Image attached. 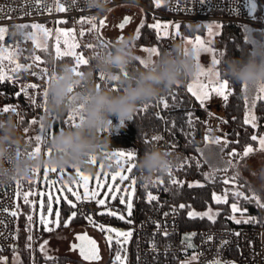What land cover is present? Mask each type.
Returning <instances> with one entry per match:
<instances>
[{"label": "rangeland", "instance_id": "obj_1", "mask_svg": "<svg viewBox=\"0 0 264 264\" xmlns=\"http://www.w3.org/2000/svg\"><path fill=\"white\" fill-rule=\"evenodd\" d=\"M155 4H156V0ZM166 0H160L159 5ZM125 17L128 18V21H125ZM71 22V26H66L65 23ZM67 22H61L56 23L53 25L52 23H33V24H39L41 25L42 29H47V31L50 33V35L45 36L43 31L36 30V29H23L19 25L17 26L18 35L20 38L18 39L15 46L12 47H0V54H3L5 56H11L12 58L5 59L4 61L0 62V69L3 70L4 74L8 77L7 82H0V84H5L3 88H6L5 86H13L17 88L16 92H22L24 98L27 100V104L30 105L29 96L32 97H41L42 91L46 87V84L44 81L40 79V73L43 69H47L48 73L51 74L52 72H56V69L53 65V61L57 57L55 54V47H56V39L59 32H71V36H65L60 35V44H61V53L67 51V46L64 45V41L67 40L69 44H77L79 47L73 48L72 51L74 53H77L84 57V59L89 60V64H92V74L91 76H88L87 79H85L82 83L77 81L76 85H79L75 88V91L80 93V100L81 103L85 100L88 101L90 99V96L87 94V90L90 87V85L94 84L97 88V83L101 82L98 80V76L100 74H103L106 81L115 80L118 84L119 88L123 84V82L120 80L119 76L116 78H107L105 73L103 72H97L95 70V63L98 57H101L108 53L109 51H113L121 41L125 40L128 37H131V46L135 51L136 59H142L145 60V63L148 64V62L155 58L156 55H151L149 51H145V48H152L156 46H139L136 44L135 40L138 38V35H140V25L144 23H148L149 25L160 22L161 27L159 29H156L157 35L159 38H165V47L167 48V42L170 34V28L168 27L167 21L159 20L158 18L153 17L152 15H148V12L141 8V7H130V8H121L117 9L112 13H107L105 17L99 18H86L80 21L77 25L72 21L68 20ZM118 23H125V28L120 29L118 27ZM213 25L212 34L209 35L208 33V25ZM31 25V24H29ZM216 25H220V27H216ZM223 23L221 21H207L204 23V26L206 27V30L204 33H197L194 36L184 35L180 28L177 30L174 28V35L177 36L180 40L183 39L188 45H190L193 49L196 47L195 44V38L196 36H199L200 39L204 42V47L210 48L213 51L212 52H203L201 51L199 58L197 61L198 64L201 65V69L205 70L207 72L209 69H213L214 65L212 64L213 59V53H215V57L219 59V55L217 54L215 47H214V39L215 36L220 33ZM245 29L247 28L249 31L247 32V35H250L251 38L253 37L252 34V27L244 25ZM35 33L36 40L39 41V43H34L33 40L30 38L32 34ZM29 43L31 44V51L28 49ZM111 45L110 49H107L105 46ZM90 46V47H89ZM50 47V48H49ZM42 50H46L49 54V59L44 56L42 53ZM158 50V48H157ZM151 55V56H150ZM39 56L40 60H36L35 57ZM62 57V56H60ZM74 58V57H73ZM19 65V67H17ZM74 67V64L72 65ZM218 70V66H215ZM79 71H84L79 68ZM127 73V75H125ZM123 75L129 79H132L136 76H131L127 69L124 70ZM222 78V77H221ZM209 79H212V77H204L201 76L198 80L195 77L188 79L185 82L184 92H187V87L189 84L195 85L199 83H206ZM223 79V78H222ZM36 84L38 85L37 89L31 88V85ZM101 89V88H97ZM174 92L177 93L176 88L172 89ZM244 91V95L247 99V106L245 111V116L247 115H255L257 117L256 113V104L257 101L260 99L259 97L262 94H259L255 89H249L247 91ZM190 94V93H189ZM191 95V94H190ZM192 96V95H191ZM193 97V96H192ZM194 98V102L192 101L191 104V110L185 112L184 114V122L186 123V126L188 128L195 126V120L198 119L195 115L188 116V113L194 114V106L198 103V101ZM219 99V98H217ZM157 98L154 100L156 101ZM152 101L151 104L154 102ZM171 101V100H170ZM197 101V103H196ZM38 102L39 99H38ZM80 103V104H81ZM226 102H222L221 99H219L218 107H221L222 104L225 106ZM79 104V105H80ZM29 105L26 107V105H22L20 112H15V117L17 119V122L21 123V129L23 132H25V128L29 129V135L28 136H34L36 134H39L41 136H45V131L40 130V121L42 120L43 126L45 130H55V121L53 120V113L50 112V114H45L43 110L37 109L35 107L31 106V111L35 112V115H33L31 118L27 120V125L24 127V120H25V111L28 110ZM6 107H9L10 109L13 108V106L10 104ZM48 108V104H47ZM155 108V107H154ZM183 108V104H180V107L177 105L175 106L170 112L167 114V124L170 126V129L172 131V136L176 135L177 138L175 139V143L178 140V135L176 132H174L172 124L173 122L176 123L174 112L175 110H179ZM207 108L210 109V111H218L217 109H213V107L210 105V103L207 104ZM0 110H3L0 108ZM193 110V111H192ZM224 110V109H223ZM222 112L224 113V111ZM157 113V109L155 108V114ZM5 115L13 114V111H9L7 113H4ZM135 116V113H134ZM62 118H66L65 114L61 115ZM37 119V124L32 125L29 123V121ZM201 119V118H199ZM162 122V121H161ZM61 121L58 122V127H60ZM258 126V118L256 121V127ZM163 128V122L162 127L155 132L153 135H159ZM182 133L186 134L188 133L187 130L181 129ZM48 135H51V133H48ZM110 136V135H108ZM112 137V136H110ZM264 138V130L261 133L257 134L258 144L256 147H250L252 148V152L245 156V150H228L226 153H223V148L226 147L230 141L229 137L226 135H215L211 139H205L203 138L202 134L200 139L205 140L206 143L201 147V153L202 157H199L197 155L191 154L187 161L185 162H175L173 167L170 168V170L166 173L169 175L171 172V175H169L170 182L172 179H175L178 181V184L185 185V184H200L204 185L205 182L200 179H187L186 177H181L179 174V170L182 168V166L186 164H193L196 162L199 167H202L204 163L206 162L208 164V167L210 169H222L227 174L223 178L224 181H227L228 184H230L233 187V191L235 193H240V196H247L245 194V191L242 189V185L238 181H234L232 179V176L240 175L242 176L246 182H248L252 188V195L253 197L258 196L261 202H264V147H261L259 145V139ZM23 139L25 140V143L27 145H30L27 142L26 137L23 136ZM218 141V142H217ZM174 142V141H173ZM135 143L137 144L138 152L139 154L143 155V146L142 143L139 140H135ZM159 142L155 143L154 146H159L161 148H164L168 150L170 153L175 151L176 149H170L169 147H165V145L158 144ZM49 144V141H48ZM19 149V157L24 156V151L22 152V147L20 145H17ZM50 147V145H49ZM249 148V147H248ZM51 149V148H50ZM31 151V149H29ZM135 150V149H134ZM133 148L131 149H121V148H111L108 152V155L106 157V160H97L95 159L94 163H91V170L86 171L84 169L80 168H66V169H58L56 168L55 172H52L51 169L47 166L44 168H36L35 172L33 171L32 175L29 176L27 179L18 180L19 181V202H20V215L24 212V206L27 204L30 206L29 212L26 213V219L29 215L32 216V221H28L25 225L26 230L28 231V236H32V241H28L27 248L29 251H31V261L33 258V255L36 254L37 257V251L41 253V255L44 257L45 260L48 263L49 259H57L61 256H66L69 258V261L71 263H87V264H102L105 259H107V256H110V259L108 260L110 263L114 260L115 252L118 250V246H116L114 243L112 247L110 248L108 241L106 240V235L108 233L101 232L99 230V225L103 224L105 227H114L119 230H129L130 224L126 223V227H119L115 223L105 220L108 217H111L109 215H84L87 218L86 224H77L70 227H66L65 229L59 230L57 233L48 236L43 239V241L39 242V238L43 236V230H53L54 228H58L59 225L62 223V212L63 207L62 205H68L67 201L65 199H60L59 203L57 204L55 201H53V213L51 216H48L47 213V195L43 197L45 201L44 206V215L47 218L46 224H41L39 222L40 220V199L41 197L39 195H32L28 199L30 202H35V207H33L32 203H25L24 202V193L25 192H33V193H48L51 192L53 196L58 197H67L68 200H71L73 204L76 205L72 211L77 212V206L82 201H87L83 196L84 187L87 186L91 191H98L99 196L98 198H106L107 203L105 207H98L97 206V213L98 212H104L107 209H111L112 211H115L117 213L125 214L126 215V209L124 207V210L117 207L116 204L120 203L119 201V195H122L123 189L131 190L130 181L128 179L125 180H119L120 175L124 176H131L132 179L136 181V197L134 201V211L136 206V199L138 195V187H137V175L136 170L134 169L131 173H128L125 169L127 167V162L124 157H118L114 155L115 152L123 151L125 153L127 152H135ZM52 151V149H51ZM235 153V155H233ZM39 154L48 155L47 154V148L42 147L41 152ZM38 154V155H39ZM27 156H32V154H27ZM95 158V157H94ZM238 165V167H237ZM137 166V164H136ZM55 168V167H52ZM229 169L231 170L230 173L228 172ZM124 170V171H123ZM116 176L117 180L112 181L111 176ZM82 177H88L87 180H83ZM97 178H100V184L101 187L97 189L96 186V180ZM107 183L108 187H104V185ZM115 185L116 189L121 190L119 193L112 192L111 196H117L115 200L111 198L109 195V188L112 185ZM164 184V179L162 175H159L150 185V192L153 195H161V186ZM54 185V186H53ZM57 189H61V191H57ZM72 191L77 192L81 196V200L77 201L74 196H72ZM145 191V193L143 192ZM144 195H147L149 193V190L144 189L141 191ZM158 192V194H157ZM215 194L223 196L224 194L219 193L218 191H214ZM159 195V197H160ZM161 199V198H160ZM229 200V196H228ZM94 202V201H92ZM228 202V201H227ZM236 203L238 207L241 209V212L238 213H232L231 216H235L236 219H240L242 222L244 221H250V223L254 222L255 215L250 213L248 209H245L242 207L239 202H232ZM231 203V204H232ZM224 204V203H223ZM124 206V205H123ZM231 206V205H230ZM59 210L60 216L57 220L56 217V211ZM209 211V210H208ZM210 211L215 214L217 213L216 209H210ZM197 213H204L205 211H195ZM134 213V212H133ZM244 213V214H241ZM68 217L69 214L64 219L65 223H68ZM114 218V217H112ZM118 219V218H116ZM132 220V217H130ZM22 230V225L20 223V232ZM78 235H86L90 239H93L97 242L98 246V254L99 259L93 260V261H85L79 253V247L73 248V245L79 246L81 244V241L77 239ZM114 235V234H113ZM20 236V235H19ZM47 242V243H45ZM29 244L31 247L29 248ZM129 245V244H128ZM128 245L125 246L124 251L121 252V255L127 254L128 256ZM41 246H43V251H41ZM19 248V247H18ZM19 250V249H18ZM13 262L19 263V260L22 259V256L19 254V251H15L13 255ZM38 259V257H37ZM0 260L5 262V257H2ZM39 260V259H38ZM66 262V263H67ZM58 263V262H54ZM128 264V262H127Z\"/></svg>", "mask_w": 264, "mask_h": 264}, {"label": "built area", "instance_id": "obj_2", "mask_svg": "<svg viewBox=\"0 0 264 264\" xmlns=\"http://www.w3.org/2000/svg\"><path fill=\"white\" fill-rule=\"evenodd\" d=\"M166 1L161 4L166 3ZM160 4V5H161ZM257 8L255 12H251L249 8V0H169L164 10L153 7L143 0H140L141 7L155 18L168 22L170 34L167 42L168 50L173 43L180 40L174 35L175 25L182 23H202L207 21L234 22L241 25H247L252 28L264 30V4L260 6L256 0ZM127 0H111L109 3L108 13H112L117 9L130 8ZM63 7L64 11H59ZM0 47L15 46L18 41L19 25H29L33 23H56L67 22L72 20L76 25L83 19L98 17L100 14L95 9H88L84 6L83 0H0ZM187 9V10H185ZM12 93L8 88L0 87V108L12 105L13 115L20 112L22 100ZM164 96V95H163ZM169 104L172 101L169 100ZM180 107V104H177ZM176 105V106H177ZM156 108V107H155ZM196 104L193 110L197 109ZM166 121L167 114L173 107L164 110L162 106L156 108ZM192 110V111H193ZM224 111V110H223ZM0 110V114H3ZM134 118V114H133ZM130 121H125L121 125L117 118H112V127L106 130V134L110 136L125 135ZM227 121L225 112L210 111L208 112L205 122V128L202 136L205 139H211L215 135H227L231 131V126ZM261 127L264 128V115H261ZM163 122V128L160 132L162 139L158 144L165 145L170 149H176L178 142L176 135L172 136V131L168 124ZM20 128L21 123L18 122ZM22 130V129H21ZM22 135L26 137V133L22 131ZM29 135V133H27ZM174 141V142H173ZM131 148L138 152L135 141L131 144ZM10 151L12 149L10 148ZM15 156L19 158V149L16 146ZM142 155L139 154V158ZM136 175L138 172L136 170ZM138 195L136 199L135 211L132 215L133 224L130 229H134L133 237L128 245V264H215L216 260H220L221 264H264V224L260 226H231V227H204L201 229H184L182 227L181 212L177 209L165 207V202L160 199L147 202V195L141 191L149 190V185H145L138 181ZM19 181L10 184L0 185V259L5 257V262L0 260V264H24L22 259L19 263L13 262V249L19 244L20 235V202ZM158 194V192H157ZM157 196V195H156ZM117 207L124 210L121 203L116 204ZM7 209V211H5ZM77 213L84 215L97 216V205L94 202L82 201L77 206ZM16 215L12 216L11 213ZM164 213H169L165 217ZM110 221L111 217L107 219ZM159 224V227L157 225ZM233 231H241L240 237L233 235ZM167 232V236L164 233ZM191 237L190 241H186L184 237ZM211 237V239H209ZM230 241L228 246H224L223 242ZM191 244V247L188 245ZM110 256L102 264H112L108 260ZM30 264H62L40 262L36 254L33 255ZM63 264H87V263H63Z\"/></svg>", "mask_w": 264, "mask_h": 264}, {"label": "clouds", "instance_id": "obj_3", "mask_svg": "<svg viewBox=\"0 0 264 264\" xmlns=\"http://www.w3.org/2000/svg\"><path fill=\"white\" fill-rule=\"evenodd\" d=\"M110 2L83 0L86 8L95 9L98 14H106ZM139 5L140 0H127L126 6ZM252 41L254 43H250L246 54L226 58L221 68L224 78L240 85L246 84L249 89L264 86V30L255 32ZM135 58L131 37L121 41L110 53L97 58L95 70L105 73L107 78L119 76L123 90L113 92L90 85L87 90L90 99L83 109L82 120L75 127L58 131L51 137L50 155H24L17 158L14 149L24 144L22 130L13 114L6 117L0 114V185L27 179L34 169L45 166L90 171L91 158L106 160L111 144L106 130L112 127L113 117L124 125L141 104L155 100L202 70L195 59L194 49L183 39L175 41L169 50L152 58L146 68L129 79L123 72ZM87 78L88 73L77 76L71 64H64L46 88L50 112L64 115L76 109L81 100L74 85ZM174 163L175 157L168 150L152 146L150 150L144 151L136 163L137 179L150 185L159 175L167 173Z\"/></svg>", "mask_w": 264, "mask_h": 264}, {"label": "trees", "instance_id": "obj_4", "mask_svg": "<svg viewBox=\"0 0 264 264\" xmlns=\"http://www.w3.org/2000/svg\"><path fill=\"white\" fill-rule=\"evenodd\" d=\"M147 4L156 7L158 9L164 10L167 6L166 3L156 6L154 0H143ZM258 4L262 6L264 4V0H257ZM108 13V12H107ZM106 13V14H107ZM106 14H100L99 18L105 17ZM148 15L151 13L148 12ZM145 25H149L148 23H144ZM66 26H71V22L65 23ZM191 25V28H189ZM199 25V27H197ZM195 26V27H194ZM181 32L184 35L194 36L197 33H204L206 27L202 23H182ZM261 29L252 28V34ZM247 33L245 32L244 25L234 23V22H224L221 28L220 33L215 36L214 39V47L219 55V59L222 61L220 65H218L219 70H221L223 66V62L228 57H238L241 54H246L247 49L250 46V43L245 39ZM140 38L135 40L136 44L139 46H156L160 53L165 52L167 49L165 47V38H159L157 35L156 30L150 29L148 27L140 28ZM17 38L19 39L20 36L18 35ZM50 48V47H49ZM28 49L31 51V44L29 43ZM223 52V56H220V53ZM42 53L45 57L49 59V54L46 50H42ZM64 64H74L73 57H59L55 58L53 61V65L58 72L61 70ZM81 69L84 73H88V76L92 74V64H88L86 66H82ZM144 68L138 63V60H135L129 64L127 71L131 76H137ZM222 72V71H221ZM222 78L223 74H222ZM111 83H116L115 80ZM5 84H0V87H3ZM8 88L12 93L17 91L16 87L13 86H5ZM185 82L179 87L174 86L177 91V95L179 100L183 101V108L179 110H175L173 113L176 120V127L173 128L174 132L178 135V147L175 151L171 154L175 157V162H185L189 158L191 154L197 155L202 157L201 147L206 143L205 140H201V134L205 128V122L209 109L206 110L201 107L199 103H197L198 108L195 109L194 115L198 117L195 120V126L188 128L186 123L184 122V114L185 112L191 110V104L194 100L192 96L188 92H184ZM231 92L232 94L229 97V100L225 103L224 112L227 116V122L231 126V131L226 136L229 137L230 141L226 147L223 148V153L227 152L228 150H245L248 147H256L258 144V139L256 141L251 140L252 135H256L261 133L264 128L261 127V115H264V102H261L259 99L256 104V113L258 118V126L253 128L251 124L245 125L243 123L245 119V111L247 106V99L244 95L243 85L234 83L231 81ZM106 90H111L107 84L101 88ZM120 91L123 90V84L120 86ZM112 91V90H111ZM118 91V92H120ZM165 95L163 93L161 96ZM22 100V104H27V100L24 98L23 94L19 95ZM39 98V97H38ZM154 101V100H153ZM152 102V101H151ZM149 102V104H151ZM194 102V101H193ZM142 105V104H141ZM141 105L136 109L135 116L133 120L130 122V126L127 128V132L125 135L121 136H113L110 137L111 148H121V149H131V144L135 140H139L143 146V153L145 150H150L151 146H146L145 138H151L155 132H157L162 127V122L160 119L156 117L155 108L150 107L147 113H140L138 109ZM30 108L25 111V120H24V127L28 124L27 120L35 115V112L31 111ZM56 117H61V114H55ZM201 118V119H199ZM60 120L57 119L55 121V129L58 128V122ZM184 129L187 130L188 133L184 134L180 130ZM24 140V139H23ZM50 141V140H49ZM32 149V145H27L24 140V144L22 147V152L25 149ZM203 158V157H202ZM137 170V166L135 168ZM229 169V173H230ZM179 174L181 177H186L187 179H200L205 182L203 187H192L189 188L188 184L181 185L178 184L173 186L170 182L169 175L164 173L161 174L164 179V184L160 187L161 195L160 198L165 202V207L167 209H173L180 204H185V209H178L181 212V220H182V227L184 229H201L204 227H231V226H238L236 225L233 220L228 219L227 217L231 216V203L232 202H239V204L248 209V211L255 215V220L252 223H243L239 226H260L264 224V209H261L259 205L256 203L255 199H253L252 195V188L246 180L239 175L240 180L238 181L240 185H242V189L245 191V194L248 197V200H244L245 196H236L235 192L233 191V187L225 183L223 178L227 174L222 169H210L208 164L205 162L202 167H199L196 162L193 164H184L182 168L179 170ZM233 177V176H232ZM214 191H218L221 194L227 193L229 196V200L227 203L217 204L213 201L212 196ZM145 193V191H143ZM63 212H62V223L59 225L58 228H54L53 230H43V236L39 238V242L43 241L44 238L51 236L57 233L61 229H65L66 227H70L77 224H86L87 218L84 214L77 213L75 219L71 220L70 223H65L64 219L69 214L70 206L63 204ZM210 209H216L219 215L215 219V223L209 221L206 217L201 220L197 218L196 220H189L187 218V212L190 210L194 211H208ZM30 206H24V212L20 215L19 220L22 225V230L19 236V244H18V251L19 254L22 256V262L24 264H30L31 261V251L28 250V231L26 230V213L29 212ZM111 222L115 223L119 227H126V222H123L119 219L112 218ZM67 224V226H65ZM37 257L40 262H42L44 257L41 255L39 251H37ZM69 261V258L66 256H61L57 259H49L50 263L58 262V263H66Z\"/></svg>", "mask_w": 264, "mask_h": 264}, {"label": "snow or ice", "instance_id": "obj_5", "mask_svg": "<svg viewBox=\"0 0 264 264\" xmlns=\"http://www.w3.org/2000/svg\"><path fill=\"white\" fill-rule=\"evenodd\" d=\"M159 2L160 0H156V6H159ZM201 3L204 2V0H200ZM249 8L251 12H255L256 8H257V4H256V0H249ZM65 9L63 7L59 8V11H64ZM187 10V9H185ZM3 9L0 8V12H2ZM125 21H128V18L125 17L124 18ZM63 22V21H62ZM23 29H36V30H40L44 32L45 36L50 35V33L47 31V29H42L41 25L39 24H31V25H22L21 26ZM118 27L120 29H124L125 28V23H118ZM144 27H148L150 29L156 30L159 29L161 27V23L160 22H156L153 23L151 25H145L142 24L140 25V28H144ZM176 29L178 30L180 28L179 24L175 25ZM197 27H199V25H197ZM208 33L209 35L212 34V29H213V25H208ZM216 27H220V25H216ZM189 28H191V25H189ZM0 31H3L2 29H0ZM58 31V35H57V39H56V47H55V54L57 55V57L63 56V57H74V71L75 74L77 76H80L83 74L82 71H79L78 69L81 68L82 66H86L89 64V60L84 59L83 56L74 53L72 51L73 48H77L79 47V45L77 44H69L67 40L64 41V45L67 46V51L61 53V44H60V35H65V36H71L72 33L71 32H59ZM249 30L246 28L245 32L247 33ZM2 38V37H0ZM34 43H39V41L36 40L35 37V33L32 34V36L30 37ZM138 38L139 35H138ZM245 39L249 42V43H254V41H252V38L250 35H246ZM195 44L196 47L194 48L195 51V59L198 60L199 55L201 53V51L203 52H212L213 50L210 48H206L204 47V42L200 39L199 36H196L195 38ZM90 47V46H89ZM107 49L111 48V45H106L105 46ZM145 51H149L151 55H156L159 56L161 53L157 50V48L152 47L150 49L145 48ZM110 53V51L108 52ZM150 55V56H151ZM223 52L220 53V56H223ZM12 57L9 56H5L3 54H0V62L4 61L5 59H11ZM36 60H40V57L37 56L35 57ZM138 63L143 67L146 68L147 64L145 63V60L139 59L137 58ZM222 63V61L220 59H217L215 57V53H213V59H212V64L214 65L213 69H209L207 72H205V70H201L200 72L197 73L196 78L197 80L201 77H212V79H209L206 83H199L197 85H195V90H194V85L193 84H189L187 87V92L190 93L193 97H195V99L198 101V103L201 105V107L203 109H207V104L210 103V101L213 98H219L222 100V102H227L229 100L230 95L232 94L231 92V81L226 79V78H221L222 77V72L221 70H218L215 66H218ZM17 67H19V65H17ZM125 75H127V73H125ZM56 78V72H52L51 74L48 73L47 69H43L40 73V79L42 81L45 82L46 87L43 89L42 91V96L39 98L36 97H32L29 96V100H30V106L35 107L37 109H41L44 111L45 114H50L49 113V109L47 108V104H48V93L46 91L47 86L49 85V83L51 81H53ZM8 77L4 74L3 70L0 69V82H7ZM98 80H100L101 82L97 83V88H103L106 84L107 86L113 91V92H118L121 89L119 88L118 84L115 83H111L113 81H106L105 77L103 76V74H100L98 76ZM79 85H74V88L78 87ZM177 87H179V85H177ZM31 88L33 89H37L38 85L33 84L31 85ZM243 89L245 91L249 90L248 85H243ZM257 92L259 94H262L259 98L261 100V102H264V86H260L256 88ZM22 92H17L16 95H22ZM38 99L40 102H38ZM169 100L172 101V104H169ZM87 103V101L85 100L84 102H82L76 109L69 111L65 114L66 118H62V117H56L53 116V120H57L59 119L61 121V125L60 127L56 128L55 130H45L44 126H43V122L42 120L40 121V130L41 131H45V136H41L39 134H36L34 136H28L27 133L29 132L28 128H25V133H26V139L27 142L32 145V149L31 151L29 149H25L24 150V154H32V155H38L41 152V148L42 147H46L47 148V154L50 155L51 154V149L49 147L48 141L51 139L52 136H54L58 131H62L65 130L67 128H71V127H75L77 125L78 122H80L82 120V113H83V109L85 107V104ZM183 101L179 100L178 95L176 92H174L172 89L168 90L165 92L164 96H160L157 98L156 101H154L152 104L149 103H143L141 105V107L138 109V111L140 113H147V111L149 110L150 107H156V108H160L162 106V108L164 110L169 109L170 107H175L177 104H182ZM12 109H10L9 107H4L3 111L5 113L11 111ZM188 116H193V113H188ZM156 117L158 119H160L161 121H164L165 124H167V121L164 120V117L157 112L156 113ZM133 118V117H132ZM131 118V119H132ZM256 121H257V117L255 115H247L245 116V119L243 121V123L245 125L251 124L253 128L256 127ZM225 123L227 122L226 120L224 121ZM29 123H31L32 125H36L37 124V119H33L31 121H29ZM172 127L175 128L176 125L173 122ZM48 133H51V135H48ZM162 139L161 136L159 135H153L151 138H145V144L146 146H151V145H155V143L159 142ZM251 140L252 141H256L257 140V136L256 135H252L251 136ZM218 142V141H217ZM259 145L261 147H264V138H260L259 139ZM169 147H171V145H169ZM252 152V148H246L245 149V156L247 157V155L249 153ZM114 155L118 156V157H124L126 162H127V167H126V171L128 173H131L135 168H136V163L139 159V154L137 152H115L113 153ZM233 155H235V153H233ZM91 163L95 162V158H91L90 160ZM238 167V165H237ZM52 172L56 171V168H50ZM36 170H34L35 172ZM169 175H171V172L169 173ZM83 180H87L88 177H82ZM119 180H125L128 179L130 181V185H131V190L129 191L128 189H123L122 195H119V201L122 205H124L125 209H126V215L125 214H121V213H117L115 211H112L111 209H107L104 212H98V215H109L111 217L114 218H118L119 220L129 223V224H133L134 221L130 219V217H132L133 212H134V201H135V197H136V181L134 179L131 178V176H124V175H120ZM232 179L234 181H239L240 178L238 175H235L232 177ZM111 180L115 181L117 180L116 176H111ZM225 183H227V181H225ZM171 184L173 186L178 185V181L175 179L171 180ZM54 186V185H53ZM96 186L97 189H99L101 187L100 184V178H97L96 180ZM104 187H108L107 183L104 185ZM182 187V185H181ZM189 188L192 187H203V185L200 184H189L188 185ZM57 191H61V189H57ZM121 190L116 189L115 185L113 184L110 188H109V195L111 196L112 192H117L119 193ZM72 196L75 197V199L77 201L81 200V196L80 194H78L75 191H72ZM16 195L19 196V192H16ZM32 195H39L41 197L40 199V209H41V213H40V220L39 222L41 224H46L47 222V218L44 215V206H45V201L43 199V197L45 195H47V213L48 216H51L53 213V201H55L57 204L59 203L60 199H65L67 201V203L70 206V209H74L76 207L75 204H73V202L71 200H68L67 197H58V196H53L51 192L48 193H44V192H40V193H33L31 191L29 192H25L24 193V202L25 203H32L33 207H35V202H30L29 201V197ZM236 196H239L240 193H235ZM83 196L86 200H88L89 202L94 201V203L98 206V207H105L107 200L106 198H98L99 193L98 191H91L89 190V188L87 186L84 187V192H83ZM111 198L113 200H115L117 198V196H111ZM212 199L215 203L217 204H221V203H227L228 201V194L225 193L223 196L221 195H217L215 193H213ZM253 199H255L256 203L259 205V207L261 209H264V202H261L259 197H253ZM158 200V196L153 195L151 192L147 193V202L151 203L152 201ZM244 200H248V197L245 196ZM186 206L185 204H180L178 206V209H185ZM5 211H7V209H5ZM173 212L177 211V208L174 207L172 209ZM231 212L232 213H238L241 212V209L238 207V205L236 203H232L231 204ZM169 213H164L165 217H167ZM244 214V213H241ZM12 216H15L16 213L12 212L11 213ZM219 215V213H215L213 214L210 210L206 211L204 213H197L194 210H190L187 212V218L189 220H196L197 218L203 220L205 217L211 221L212 223H215V219L216 217ZM60 216V212L59 210L56 211V217L57 220ZM77 216V212L76 211H72L70 210L69 212V217H68V223L71 222V220L75 219ZM230 220H233V222L236 225H241L242 221L240 219H236L235 216H229L227 217ZM28 221H32V216L29 215L27 217ZM243 223H250V221H244ZM67 226V224L65 225ZM99 230L101 232H105L108 233V235H106V240L109 243L110 248L112 247L113 243L118 246V250L115 252V257L114 260L112 261V264H127L128 262V256L127 254L125 255H121V252L124 251L125 246L128 245L131 241V238L133 237L134 234V229H129V230H119L116 229L114 227H105L103 224H100L99 226ZM157 227H159V224L157 225ZM114 234V235H113ZM233 235H235L236 237H240L242 232L241 231H233L232 233ZM165 236H167V232L164 233ZM28 241H32V236H28L27 237ZM77 239L81 241V244L79 246L77 245H73V248L79 247V253L80 256L85 260V261H93V260H98L99 254H98V246H97V242L93 239H90L89 237H87L86 235H78ZM184 239L186 241H190L191 237H184ZM209 239H211V237H209ZM47 243V242H45ZM230 243V241L225 240L223 242L224 246H228V244ZM189 247H191V244L188 245ZM31 247V245L29 244V248ZM2 250V249H0ZM13 251H16V249H13ZM41 251H43V246H41ZM215 264H221L220 260H216Z\"/></svg>", "mask_w": 264, "mask_h": 264}, {"label": "crops", "instance_id": "obj_6", "mask_svg": "<svg viewBox=\"0 0 264 264\" xmlns=\"http://www.w3.org/2000/svg\"><path fill=\"white\" fill-rule=\"evenodd\" d=\"M193 98V97H192ZM194 99V98H193ZM195 101V100H194ZM197 102V101H196ZM218 102H219V99L217 98H213L211 101H210V105L213 107V109H217L219 111H222L224 109V105L222 104L221 107H218ZM210 110V109H209Z\"/></svg>", "mask_w": 264, "mask_h": 264}, {"label": "water", "instance_id": "obj_7", "mask_svg": "<svg viewBox=\"0 0 264 264\" xmlns=\"http://www.w3.org/2000/svg\"><path fill=\"white\" fill-rule=\"evenodd\" d=\"M124 171V170H123ZM16 248L18 249V245H16Z\"/></svg>", "mask_w": 264, "mask_h": 264}]
</instances>
